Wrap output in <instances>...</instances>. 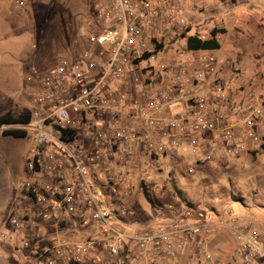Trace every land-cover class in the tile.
<instances>
[{"label":"built area","instance_id":"1","mask_svg":"<svg viewBox=\"0 0 264 264\" xmlns=\"http://www.w3.org/2000/svg\"><path fill=\"white\" fill-rule=\"evenodd\" d=\"M218 1L90 0L84 47L32 67L29 120L0 127L30 137L0 264H264V220L178 193L184 149L190 172L264 150V92L233 87L236 62L187 44L185 9ZM134 189L150 212L120 199Z\"/></svg>","mask_w":264,"mask_h":264},{"label":"rangeland","instance_id":"2","mask_svg":"<svg viewBox=\"0 0 264 264\" xmlns=\"http://www.w3.org/2000/svg\"><path fill=\"white\" fill-rule=\"evenodd\" d=\"M184 16L187 34L213 36L212 30L217 29L214 36L221 44L214 50L217 58L230 59L244 70L233 87L252 90L255 97L264 92V0H223L200 11L185 9ZM87 21H94L90 0H30L26 6L0 0V113L32 106L26 92L36 84L32 67L47 69L59 56L71 57L82 49L86 33L79 32ZM29 141V136L13 140L0 129V226L17 182L26 174ZM16 142L25 144L20 156ZM188 156L184 149L176 166L182 200L201 209L234 205L264 220V151L224 165L198 164L191 172L185 164ZM120 199L139 213L151 210L148 199L135 189Z\"/></svg>","mask_w":264,"mask_h":264},{"label":"trees","instance_id":"3","mask_svg":"<svg viewBox=\"0 0 264 264\" xmlns=\"http://www.w3.org/2000/svg\"><path fill=\"white\" fill-rule=\"evenodd\" d=\"M189 29V28H188ZM217 29L212 30L213 36L208 39H202L198 36V33L185 34L187 35V44L192 49L198 48H209V49H218L221 44L220 41L214 36ZM29 120V110L26 107H22L18 110L8 109L2 113H0V127L4 124H12V123H24ZM4 136H13L17 138L26 137V132L24 130L12 129V130H4ZM178 193L181 195V190H178ZM214 207V206H213Z\"/></svg>","mask_w":264,"mask_h":264},{"label":"crops","instance_id":"4","mask_svg":"<svg viewBox=\"0 0 264 264\" xmlns=\"http://www.w3.org/2000/svg\"><path fill=\"white\" fill-rule=\"evenodd\" d=\"M10 138H12L13 140H17V139H21V138H17V137H13V136H9ZM19 144V142H16ZM18 144H16L18 146ZM19 149L16 151V154L18 156L22 155L23 151H24V147H25V144L22 143V144H19ZM264 151V150H263ZM244 156H249L247 154H243V156H241V159L244 157ZM251 157V156H250ZM245 211H243L244 213H246L248 216L250 217H257L259 218L260 216H257V215H254L253 213H251L249 210L247 209H244ZM242 211V210H241Z\"/></svg>","mask_w":264,"mask_h":264}]
</instances>
